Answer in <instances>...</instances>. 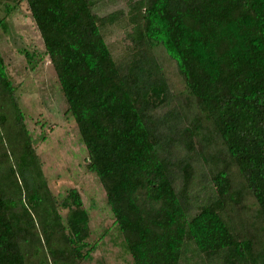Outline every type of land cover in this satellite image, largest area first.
<instances>
[{
    "label": "trees",
    "instance_id": "1",
    "mask_svg": "<svg viewBox=\"0 0 264 264\" xmlns=\"http://www.w3.org/2000/svg\"><path fill=\"white\" fill-rule=\"evenodd\" d=\"M25 1L133 264H264V0ZM33 144L0 49V264H82L90 214Z\"/></svg>",
    "mask_w": 264,
    "mask_h": 264
},
{
    "label": "rangeland",
    "instance_id": "2",
    "mask_svg": "<svg viewBox=\"0 0 264 264\" xmlns=\"http://www.w3.org/2000/svg\"><path fill=\"white\" fill-rule=\"evenodd\" d=\"M134 0H109L95 8L96 14L128 10ZM13 8L11 13L7 9ZM6 29L0 28V49L8 74L17 88V96L34 148L43 163L49 187L56 197L77 190L90 214L91 236L95 246L91 257L82 264H133L131 255L115 223L106 192L96 174L88 171L87 149L82 142L76 121L66 114L67 104L55 69L48 55L36 22L25 0H0V19ZM131 31L123 18L103 30L114 56L120 57L129 47ZM24 51L31 54L28 62ZM211 184H204L195 192V205L212 197ZM66 211H63L65 213Z\"/></svg>",
    "mask_w": 264,
    "mask_h": 264
}]
</instances>
